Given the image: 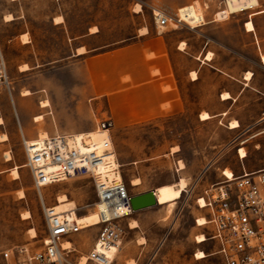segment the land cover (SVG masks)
Segmentation results:
<instances>
[{
    "label": "rangeland",
    "instance_id": "1",
    "mask_svg": "<svg viewBox=\"0 0 264 264\" xmlns=\"http://www.w3.org/2000/svg\"><path fill=\"white\" fill-rule=\"evenodd\" d=\"M259 3L257 10L264 9V0ZM187 4H193V0ZM213 6L218 10L224 3L213 2ZM153 8L178 17L176 0H0V44L11 83L10 91L0 86V118L3 120L0 125V250L20 246L41 249L48 237L42 200L26 166L24 140H34L42 131L48 135L90 132L116 117L109 95L103 93V88L110 87L109 77L103 70V62H93V56L134 42L135 36L146 27L151 34L186 33L192 48L187 47L185 51H193V32L186 23L183 22L182 28L175 29L172 23L167 28L157 29ZM245 12L248 19V12L253 11ZM223 13H228L226 5L216 13L215 19L221 21L232 15L220 17ZM201 14L204 17L202 9ZM53 15L63 16V28L53 25ZM61 17L56 20L60 21ZM262 23L264 26V18ZM23 33L27 35L22 36ZM67 35L71 38L68 45ZM35 40L34 45L23 44ZM77 46H85L83 55H73ZM176 64L180 69L177 80L181 91L177 107L150 119L113 126L110 135L131 195L173 184L181 177L186 179L187 192L177 200L167 219V206L157 205L122 221L128 233L112 264H133L135 259L137 264H191L192 257V264H197L198 258L194 255L198 248L204 246L210 252L215 244H197L196 237L203 234L204 229L196 224L203 212L198 209L196 200L211 183L223 179V170L231 167L239 172L241 169L237 158L241 139L224 126L226 119L224 125L218 118L204 122L199 119L203 111L215 113L224 108L217 99L219 93H205V85H193L191 75L186 73L193 65L192 55L180 56ZM256 69L257 81L264 86V70ZM217 81L214 78L208 87L212 88ZM26 90L31 94L24 95ZM43 101L49 106L41 107ZM263 108L264 102L257 94L246 93L232 111L234 116L253 121ZM41 114L44 119L35 121ZM3 138L7 140L2 141ZM258 141L259 150L255 148ZM258 141L247 142L248 160L264 164V136ZM173 148L177 149L176 153ZM179 160H183L179 164L185 166L181 169L180 165V173L175 168ZM16 168L18 176L14 174ZM134 178H140L141 184L132 186ZM60 193H66L74 202L72 206L77 208V215L89 214L94 224L98 223L93 206L97 198L89 176L73 177L47 186L41 192L45 204L53 207ZM26 212L31 216H25ZM134 217L141 219L140 228L130 230L128 222L135 229L132 227ZM32 229L36 231L35 237ZM99 229L100 225H95L72 235L71 248L76 247V250L66 254L70 264H83ZM200 262L222 264L220 255ZM85 264L95 263L86 261Z\"/></svg>",
    "mask_w": 264,
    "mask_h": 264
},
{
    "label": "built area",
    "instance_id": "2",
    "mask_svg": "<svg viewBox=\"0 0 264 264\" xmlns=\"http://www.w3.org/2000/svg\"><path fill=\"white\" fill-rule=\"evenodd\" d=\"M153 16L157 29L183 24L178 17L160 9L153 8ZM10 84L0 44V86L10 89ZM113 126L112 120L100 125L109 131ZM24 148L26 166L42 200L48 237L41 249H1L0 264H70L66 256L70 248L64 249L62 243L86 227L46 205L41 192L47 186L82 175L89 176L94 184V209L98 202L105 207L100 212V230L88 261L112 264L127 233L122 221L134 213L112 137L96 142L90 133H58L34 142L24 140ZM231 172L232 176H228L222 171L223 179L211 183L196 200L198 209L203 211L204 224L199 225L198 219L196 224L204 229V243L215 244L207 255H220L222 264H264V169Z\"/></svg>",
    "mask_w": 264,
    "mask_h": 264
},
{
    "label": "crops",
    "instance_id": "3",
    "mask_svg": "<svg viewBox=\"0 0 264 264\" xmlns=\"http://www.w3.org/2000/svg\"><path fill=\"white\" fill-rule=\"evenodd\" d=\"M176 1L179 9L189 5H196L195 3L199 4L205 17H203V22L197 27L185 25L193 32V51L191 53L185 51L187 47L192 48V42L186 33L157 32L151 34L149 28L146 27L147 31L143 34L139 32L135 36L136 40L134 42L93 56V59H91L93 62L102 61L103 70L109 77L110 87L108 89L107 87L103 88L105 90L103 93L109 95L110 107L116 113V117L113 119L114 126L139 119H150L169 108H176L181 93L177 80V73L180 69L176 61L180 56L190 54L193 56V65L187 68L186 73L188 76L192 72L197 73V79H191L190 77L191 82H193V85L201 87L205 85V93H219L217 99L224 107L221 111L215 113L207 112L213 116L212 119L218 118L221 124L226 119V124L223 125L229 131L235 133L238 140L241 139L237 147V158L241 164V169L237 172L231 167L228 168L236 174H240L243 169L248 172L264 169V164H254L248 160L250 152L247 146L249 140L257 139L258 141L264 136V108L261 114L253 121H248L241 115L234 116L232 111L233 106L246 93H255L259 96V100L264 102V86L257 81L258 74L256 69L264 70V62L262 60V55L264 54V26L262 18H264V13L251 18L250 12H248L247 19L245 17L246 12H238L233 13L227 19L218 21L215 19V15L220 9L225 7L224 0H193V4H187L191 0ZM213 2H218L220 5L224 3V6H219V9L215 10ZM225 15H228V13H223L220 17ZM59 17L61 16L53 15L52 23L55 27L63 28L62 24L65 21L62 18L63 16L60 21H57L56 19ZM251 19L255 26V30L252 32L246 28L247 22ZM182 25L173 28H182ZM24 35H27V33L22 34V36ZM70 40V36L67 35V45ZM171 40L174 41L172 42ZM35 43H37L36 40L23 42V44L32 45ZM182 43L186 44L184 50L180 49ZM79 49H83V52H79ZM85 51V46H77L73 55L81 56ZM209 53H212L211 60L206 59ZM20 72L25 71L20 69ZM248 72L252 73L251 80L246 79ZM214 78L218 80L216 85L212 88L208 87L207 84ZM94 90H96L95 87ZM226 92L230 93L231 98H222V94ZM122 93L126 94L122 96ZM201 113L199 114L200 121H207L201 120ZM233 120L239 122V127L230 128V123ZM252 131L256 132L252 133ZM255 148L257 150L261 148L259 141L255 144ZM242 149H244L245 155L241 154ZM180 161L183 160H179L175 166L178 173L182 171L180 169ZM204 170L201 171V174ZM155 189L156 187L149 190ZM135 213L137 212H134L133 215ZM132 216L126 219H131ZM132 219L138 222V227L132 229L130 222H128V228L130 230L140 228L141 219L136 217ZM125 228L127 229L126 226ZM71 237L65 240L70 241L72 246ZM197 244L204 245V242ZM201 247L198 249L208 254L206 248L204 246ZM73 250H76V247ZM196 253L194 256H196ZM208 257L210 256L207 255L204 259ZM200 260L196 259L197 264H206L205 262H200ZM137 263L135 259L133 264ZM192 263L193 257L191 259Z\"/></svg>",
    "mask_w": 264,
    "mask_h": 264
},
{
    "label": "bare ground",
    "instance_id": "4",
    "mask_svg": "<svg viewBox=\"0 0 264 264\" xmlns=\"http://www.w3.org/2000/svg\"><path fill=\"white\" fill-rule=\"evenodd\" d=\"M224 1H225L227 12L229 14L252 10L253 12L250 14V17L252 18L258 14L264 13V9L257 10V8L260 7L259 0H224ZM195 4L196 5H189V6H186V7L178 10V18L180 19V21L188 24L190 27H197L203 22V15L201 14V7L199 6V4H197V3H195ZM246 28L248 29V31H251V32L255 30V26H254L252 19L247 22ZM146 31H147V29L144 28L141 31V34L145 33ZM185 45H186L185 43H182L180 45V49L184 50ZM79 52H83V49H79ZM206 59L211 60L212 59V53H209L207 55ZM262 60L264 62V54L262 55ZM191 78L197 79V73L192 72ZM251 78H252V74H251V72H248L246 74V79L251 80ZM30 94H31V92L28 90H26L24 92V95H30ZM222 98L223 99H229V98H231V95H230V93L226 92V93L222 94ZM48 106H49L48 102H46V101L41 102V107L46 108ZM200 118H201V120H209V119H212L213 116H211V114L208 113L207 111H203L200 115ZM43 119H44V115L41 114L35 118V121L38 122V121L43 120ZM2 124H3V120L0 118V125H2ZM237 127H239V122L237 120H233L230 123V128L235 129ZM84 133H90L96 142H102L103 140H109L111 138L109 129H105V128L103 129L100 126H97L96 129L93 131L84 132ZM84 133H78L76 135L80 136L81 134H84ZM46 136H48V133L45 131H42L38 134V137L36 139L30 140V142L37 141L38 139H43ZM6 140H7V138L2 139V141H6ZM173 151L175 152V151H177V149L173 148ZM241 154L245 155L244 149L241 150ZM6 155H7L8 159L10 160L11 154L8 152ZM180 165L182 166L181 169H184V167H185L184 164L182 163ZM223 171L225 172L226 175L232 176L231 170L225 169ZM14 174L16 176L19 175L18 168H16L14 170ZM140 184H141L140 178H134L131 180L132 186H138ZM186 186H187L186 179L181 177L180 180H178L177 182H175L173 184H164V185L156 187V189L154 190L156 193V197H157V204L159 206H167V208H168L166 219L172 214L177 200L182 198V195L184 192H187V191H185ZM22 194H24V192H22ZM56 201H57V203H56V205H54L55 211L58 214L67 215L71 220L77 221L80 225L83 226V228L84 227L88 228V227L98 225L100 223L99 222L100 221V212L105 211V207L101 203L98 202L97 203L98 207L95 210L97 212L98 223L94 224V221H93V218L91 217V215H89V214L82 215V216L77 215V213L75 212L76 207L72 206V205H74V202L69 199V197L66 193L58 194ZM200 203L204 204V201L201 200ZM25 216L30 217L31 214L29 212H26ZM198 223H199V225H203L204 224V218L201 217L198 220ZM132 227L133 228L138 227V223L136 222V220L132 223ZM31 234H32V236L35 237L36 231L34 229H32ZM196 241H197V243H203L204 241H206L205 235L199 234L196 237ZM62 246L64 249L70 248L69 252H71L73 250L71 248L70 241H66V240H65V242L63 241ZM205 257H207V254L202 250H199L196 253V258H198V259H204ZM86 261L88 262V258L87 259L83 258V264H85ZM80 264H81V262H80Z\"/></svg>",
    "mask_w": 264,
    "mask_h": 264
},
{
    "label": "water",
    "instance_id": "5",
    "mask_svg": "<svg viewBox=\"0 0 264 264\" xmlns=\"http://www.w3.org/2000/svg\"><path fill=\"white\" fill-rule=\"evenodd\" d=\"M130 203L134 212H139L157 206V197L154 190L131 195Z\"/></svg>",
    "mask_w": 264,
    "mask_h": 264
}]
</instances>
